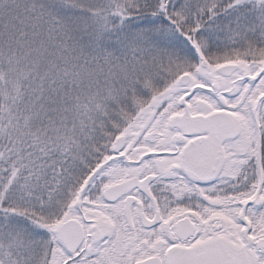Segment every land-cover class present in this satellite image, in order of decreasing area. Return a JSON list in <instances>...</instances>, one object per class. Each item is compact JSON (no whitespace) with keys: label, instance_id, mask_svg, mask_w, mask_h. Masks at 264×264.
<instances>
[{"label":"snow or ice","instance_id":"6c2138e0","mask_svg":"<svg viewBox=\"0 0 264 264\" xmlns=\"http://www.w3.org/2000/svg\"><path fill=\"white\" fill-rule=\"evenodd\" d=\"M0 264H264V0H0Z\"/></svg>","mask_w":264,"mask_h":264}]
</instances>
